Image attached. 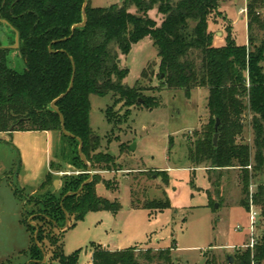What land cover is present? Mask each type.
I'll return each mask as SVG.
<instances>
[{"label": "trees", "instance_id": "obj_1", "mask_svg": "<svg viewBox=\"0 0 264 264\" xmlns=\"http://www.w3.org/2000/svg\"><path fill=\"white\" fill-rule=\"evenodd\" d=\"M221 2L120 0L107 8H94L88 0L86 25L72 35L71 28L82 21L84 0H0L1 31L7 32L6 40L11 39V44L18 34L15 49L5 48L0 40V132H60L59 116L52 112L50 104L66 92L71 82V58L75 64L73 88L56 107L63 115L64 129L73 138L62 134L61 143H69L74 150L79 147L78 139L87 162L112 163L107 156L90 158L98 147V138L89 126L90 96L111 94L114 106L137 104L139 91L124 85L127 68L118 62L119 55L125 56L132 44L150 38L157 49L160 64L156 77L162 88L182 89L185 94L196 88L207 89L209 119L202 132L187 142L186 159L193 167L205 165L207 171L238 168L243 196L239 206L249 213L251 204L259 212L258 222L263 224L259 240L252 249L236 252L231 264H263L264 183L258 184L252 194L249 186L264 168V0H246L248 45L236 43L228 26L223 45L214 44L215 34L209 25L217 24ZM151 11L158 13L157 22L149 17ZM11 54L20 59L21 71L14 66ZM145 75L144 71L141 78ZM142 99L145 108L157 107L153 100ZM247 116L253 133L252 148L238 142ZM111 119L107 118V122ZM215 132L216 145L212 142ZM73 152L70 163L87 170ZM56 169L50 163V171L39 187L43 191L40 197L20 205L18 224L28 236L27 247L16 257L0 260V264H12L20 257L24 262L17 264H77V253L63 254L66 213L74 222H81L91 212L119 211L118 201L110 202L96 194V185L101 182L97 176H64L62 187L53 192L47 186ZM88 180L80 193L66 196L76 193ZM105 188L109 185L105 184ZM11 192L17 200L24 199L16 182ZM132 207L138 208L134 204ZM168 207L165 198L140 208L162 212ZM47 251L50 258L44 263ZM91 260L92 264H173L171 249L110 251L95 247Z\"/></svg>", "mask_w": 264, "mask_h": 264}, {"label": "rangeland", "instance_id": "obj_2", "mask_svg": "<svg viewBox=\"0 0 264 264\" xmlns=\"http://www.w3.org/2000/svg\"><path fill=\"white\" fill-rule=\"evenodd\" d=\"M119 1L90 0V6L107 8ZM241 4L242 0H239L235 12L239 11ZM149 17L155 22L159 19L155 11L149 12ZM211 31L215 34L216 29ZM244 36V28L239 24L236 43L243 42ZM6 38L7 32L0 29V40L5 48L10 49L13 44ZM10 58L21 71L20 59L13 54ZM119 59L122 67L127 68L124 85L137 87L138 103L127 107L121 103L114 106L115 98L111 94L90 96L89 126L98 138V147L91 152L90 158L107 156L112 163L92 165L82 153L87 170L77 169L69 160L74 150L80 158L79 147L72 150L69 143H61L59 132H53L56 141L50 163L57 172L47 187L56 192L62 187L64 176H77L83 172L88 178L97 176L101 179L96 185L97 195L110 202L118 201L120 205L116 213L91 212L81 222H74L70 217L61 241L64 256L77 253V264H92L91 253L95 247L110 251L171 249L173 264H228V260L229 264L233 263L236 252L252 249L248 246L251 242L247 229L248 212L239 206L243 198L239 170L207 171L205 165L193 167L186 159L187 142L202 132L209 119L207 89L196 88L185 94L182 89L162 88L156 77L160 64L157 49L148 37L132 44L128 53L119 55ZM144 71L146 75L141 78ZM143 97L153 100L157 107L147 109L142 106ZM107 118H112L109 123ZM246 120L238 142L243 141L252 148L250 116ZM19 165L8 133L0 132V208L8 209L19 204V211L20 205L33 197H40L43 192L40 184L31 188L19 186L24 199H9L6 192L14 188ZM260 183H264V168L250 181V194ZM105 184L109 188L106 189ZM165 198L169 207L162 212L140 208L152 201L162 202ZM132 204L138 208H133ZM11 230L20 244L24 230L19 225ZM262 230L263 224L258 222L252 236L255 243ZM46 253L44 263L50 258V251ZM23 262L24 258L20 257L12 264Z\"/></svg>", "mask_w": 264, "mask_h": 264}, {"label": "crops", "instance_id": "obj_3", "mask_svg": "<svg viewBox=\"0 0 264 264\" xmlns=\"http://www.w3.org/2000/svg\"><path fill=\"white\" fill-rule=\"evenodd\" d=\"M239 0H222L218 7L221 16L216 19L217 24L210 23L209 28L215 31L214 44L223 45L226 36V27L231 28L232 35H238V26L242 25L244 28V41L240 42L241 45L247 43V17H246V0H242L238 12H235V7L238 5ZM239 44V43H238ZM239 44V45H240ZM12 147L17 151L19 161L21 164V172L16 178V183L21 188L38 186L41 184L43 177L50 171V157L53 150L54 138L53 132H38V131H13L9 137ZM55 140V141H54ZM7 191V190H6ZM10 200L14 201L11 191L8 190ZM19 206V204H18ZM18 206L12 208H0V260L16 257L22 249H25L28 244V236L22 234V241L17 244L11 227H16L18 224L19 213ZM14 225V226H13ZM118 250V249H116Z\"/></svg>", "mask_w": 264, "mask_h": 264}, {"label": "water", "instance_id": "obj_4", "mask_svg": "<svg viewBox=\"0 0 264 264\" xmlns=\"http://www.w3.org/2000/svg\"><path fill=\"white\" fill-rule=\"evenodd\" d=\"M87 5H88V0H84V4H83V6H82V11H81L82 21H81V23L75 24V25L71 28L70 32H71L72 35L74 34V31H75L76 29H81V28H83V27L86 25L87 18H86V15H85V9H86ZM3 23H4L5 25H7V23H6L5 21H3ZM17 46H18V34L16 33V36H15V43L10 47V49H11V48H12V49H15V48H17ZM69 60H70V62H71V64H72V77H71V79H70L71 82H70V84H69V86H68L66 92L63 93V94H61V96H59V98H57L56 100H54V101L50 104V109L52 110V112H54L55 114H57V115L59 116V120H60V132L58 133V137H61V135L63 134V135L66 136V137L73 138V136H72L70 133H68V132L64 129V119H63V115L59 113V110H58V108L56 107V104H57L59 101H61V99H63V98H64V97H65V96H66V95L72 90V88H73V83H74L73 78H74V73H75V64H73V61H72L71 58H69ZM118 62H120V61H118ZM218 125H219V121H218V119H216L215 124H214V126H215V131H217V129H218V127H219ZM11 134H12V133H8V136L10 137ZM217 137H218V134H217V132H215V134L213 135V138H212V142L214 143V145H216V143H217V142H216ZM77 141H78V144H79V151H78V152H79V157H80L81 161L84 162V163L86 164L85 159H84V156H83V154H82V146H81V142H80V140H78V139H77ZM131 148L133 149L134 146H132ZM89 182H90V180H88V181H86L85 183H83V184L80 186L79 190H78L76 193H67L66 196L76 195V194L80 193V191L83 189L84 185L87 184V183H89ZM55 184H57V182H55ZM68 220H69V218H68V215H67V213H66L65 225H64V229H63V231H65V230L67 229ZM36 235H37V231H36V233H35V237H36ZM44 261H45V256H44V259H43L42 262H44ZM231 261H232V259L230 258V262H231Z\"/></svg>", "mask_w": 264, "mask_h": 264}, {"label": "built area", "instance_id": "obj_5", "mask_svg": "<svg viewBox=\"0 0 264 264\" xmlns=\"http://www.w3.org/2000/svg\"><path fill=\"white\" fill-rule=\"evenodd\" d=\"M79 173H83V172H79ZM79 173H77L76 175H79ZM87 173V172H85ZM250 210H249V213H248V231L250 232L249 234H251V242H250V245H248L250 248H253L255 242H254V239H253V232H254V229L256 228V225L258 224V219H259V212L258 210L253 207L251 204H250ZM238 231L241 230V228H237Z\"/></svg>", "mask_w": 264, "mask_h": 264}]
</instances>
